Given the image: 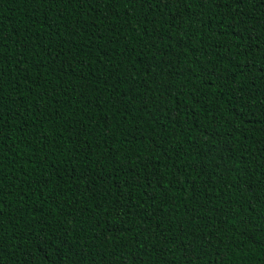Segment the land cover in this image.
<instances>
[{
  "label": "trees",
  "instance_id": "obj_1",
  "mask_svg": "<svg viewBox=\"0 0 264 264\" xmlns=\"http://www.w3.org/2000/svg\"><path fill=\"white\" fill-rule=\"evenodd\" d=\"M0 264H264V0H0Z\"/></svg>",
  "mask_w": 264,
  "mask_h": 264
}]
</instances>
